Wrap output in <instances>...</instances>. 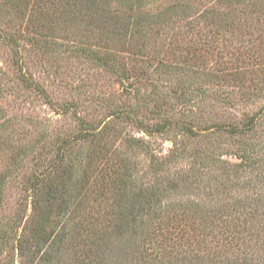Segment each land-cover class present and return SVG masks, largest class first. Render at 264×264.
<instances>
[{
	"label": "rangeland",
	"instance_id": "374dc122",
	"mask_svg": "<svg viewBox=\"0 0 264 264\" xmlns=\"http://www.w3.org/2000/svg\"><path fill=\"white\" fill-rule=\"evenodd\" d=\"M212 5L210 0L113 2L112 10L148 12L156 22L150 29L135 23L113 34L103 20L98 26L85 13L93 7L89 0H0V230L22 206L30 227L34 213L26 179L31 174L63 159L58 178L73 179L76 199L97 164L107 160L113 171L106 174L117 170L119 179L104 205L138 208L142 189L149 187L158 194L152 205L165 214L197 208L207 214L245 212L260 242L237 252L246 259L243 264H264V56L249 61L252 52L237 39L241 35L184 28L193 13ZM234 70L255 72L253 85L221 77ZM253 116L255 124L245 134L220 130L246 127ZM170 121L194 132L179 125L146 131ZM91 131L99 134L92 138ZM129 243L134 240L112 237L107 244L121 264ZM7 249L0 246V264H26ZM178 253L154 264H202ZM69 262L66 252L53 264Z\"/></svg>",
	"mask_w": 264,
	"mask_h": 264
},
{
	"label": "trees",
	"instance_id": "16d2710c",
	"mask_svg": "<svg viewBox=\"0 0 264 264\" xmlns=\"http://www.w3.org/2000/svg\"><path fill=\"white\" fill-rule=\"evenodd\" d=\"M89 1L93 7L87 8L85 13L94 16L97 20L94 24L98 26L103 20L111 27L110 33L115 34L119 29L130 30L135 23L140 30L156 26L155 20L152 21L148 12H139L136 16L132 8L112 10L113 2L122 5L129 0ZM210 1L213 5L201 14L198 11L193 13L184 28L199 27V32L210 28L214 34L241 35L243 38L237 39H241L252 52L249 61L263 58L264 0ZM186 10L183 8L182 12ZM208 13L212 16L207 17ZM214 15L218 18L211 19ZM237 16L241 23L230 21V18ZM10 39V44L15 47L18 55L17 42ZM257 49H262L259 57H255ZM15 64H19V60L16 59ZM255 75L253 71L234 70L221 77L237 80L244 87L248 81L253 85L254 78L257 77ZM24 82L38 88L29 78H25ZM256 119L257 117L253 116L243 128L223 125L220 130L230 135L245 134L255 124ZM173 125H179L185 133L194 132L189 126L173 121L156 124L146 131L161 133ZM89 133L92 138L99 134L96 131ZM62 161L63 159H55L48 168L41 170L39 174L33 173L26 179V192L32 197L34 213L30 227L27 225L29 223L25 222V209L22 206L14 219L0 230V246L8 248L6 252L12 259L21 258L26 264H34L36 260L42 264H53L57 259H63V254L68 252L69 264H121L113 254V246L107 245L110 239L115 237L120 240H134L121 254L125 264L163 263L171 259L172 256L168 253L174 251H179L178 256L183 254L184 260L191 257L202 264H243L246 259L240 258L237 251L242 246L252 250L260 242L259 232L249 224L250 219L245 217V212H234L232 215L225 211L207 214L206 210L200 211L197 208L169 211L165 214L152 205L154 197L158 194L156 189L149 187L142 189V204L138 208L131 206L123 211L108 207L107 203L104 205L103 200L107 201L109 197L106 192L110 187H115L119 179L115 175L117 170L112 172L107 160L101 165L97 164L96 173L88 179L85 193L81 198L75 199L73 179L62 176L58 178ZM108 169L112 170L111 175L106 174ZM83 201H87L86 204ZM258 249L257 253L261 251Z\"/></svg>",
	"mask_w": 264,
	"mask_h": 264
}]
</instances>
